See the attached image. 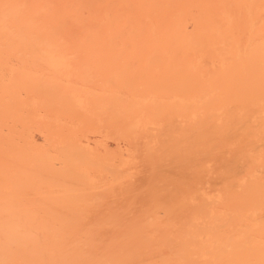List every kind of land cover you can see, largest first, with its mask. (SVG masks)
I'll return each mask as SVG.
<instances>
[{
  "label": "bare ground",
  "instance_id": "bare-ground-1",
  "mask_svg": "<svg viewBox=\"0 0 264 264\" xmlns=\"http://www.w3.org/2000/svg\"><path fill=\"white\" fill-rule=\"evenodd\" d=\"M0 264H264V0H0Z\"/></svg>",
  "mask_w": 264,
  "mask_h": 264
}]
</instances>
